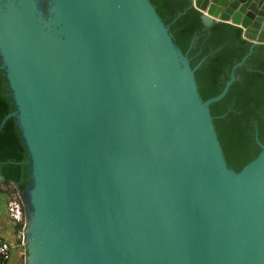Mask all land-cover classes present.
I'll return each instance as SVG.
<instances>
[{"label":"water","instance_id":"obj_1","mask_svg":"<svg viewBox=\"0 0 264 264\" xmlns=\"http://www.w3.org/2000/svg\"><path fill=\"white\" fill-rule=\"evenodd\" d=\"M191 5L251 42L205 100L202 60L190 66L149 0H0L7 117L30 157L15 241L28 264H264V144L255 134L259 153L232 169L209 107L264 43V0Z\"/></svg>","mask_w":264,"mask_h":264},{"label":"trees","instance_id":"obj_2","mask_svg":"<svg viewBox=\"0 0 264 264\" xmlns=\"http://www.w3.org/2000/svg\"><path fill=\"white\" fill-rule=\"evenodd\" d=\"M149 1L168 25L175 45L187 55L190 66L194 68L202 60L194 70L202 99L219 94L233 65L251 48V42L242 36V29L226 21L206 26L191 0ZM234 75L225 95L209 107L227 165L239 171L260 151L255 134L264 144V43L252 47L245 62L235 68ZM15 110L6 75L0 68V175L1 183L8 186L0 187V205L4 211L15 191L25 199L32 181L22 132L16 117H7ZM23 210L29 217V210L25 207Z\"/></svg>","mask_w":264,"mask_h":264},{"label":"built area","instance_id":"obj_3","mask_svg":"<svg viewBox=\"0 0 264 264\" xmlns=\"http://www.w3.org/2000/svg\"><path fill=\"white\" fill-rule=\"evenodd\" d=\"M16 194H18L17 191H15L13 196L7 201L5 205V215L8 221L21 226L20 229L22 230V227H24L23 209L20 200L15 196ZM19 230H17V239H20L21 243L24 244L22 232ZM16 246L18 245L14 243V241L8 238H0V264H9L12 259L11 249Z\"/></svg>","mask_w":264,"mask_h":264},{"label":"crops","instance_id":"obj_4","mask_svg":"<svg viewBox=\"0 0 264 264\" xmlns=\"http://www.w3.org/2000/svg\"><path fill=\"white\" fill-rule=\"evenodd\" d=\"M2 197V196H0ZM0 219H3V221L5 222V225H1L0 224V238H8L12 241H16L17 237V230H19L17 228L18 225L8 221L6 215H5V211L4 209L2 210V212L0 213ZM9 264H12V261L9 262Z\"/></svg>","mask_w":264,"mask_h":264},{"label":"flooded vegetation","instance_id":"obj_5","mask_svg":"<svg viewBox=\"0 0 264 264\" xmlns=\"http://www.w3.org/2000/svg\"><path fill=\"white\" fill-rule=\"evenodd\" d=\"M49 2L50 0H37V6L42 9L43 12H47L48 10V7H49ZM26 245V244H25ZM17 249V253H18V258H14L12 257L11 261H12V264H20V263H24V264H27L26 262V254L25 255H22L19 251H18V246L15 247Z\"/></svg>","mask_w":264,"mask_h":264},{"label":"rangeland","instance_id":"obj_6","mask_svg":"<svg viewBox=\"0 0 264 264\" xmlns=\"http://www.w3.org/2000/svg\"><path fill=\"white\" fill-rule=\"evenodd\" d=\"M0 187L3 188V189H5V188H7L8 186H6L5 184H2V183L0 182ZM9 187H10L11 190H13V191L15 190V188L13 187V185H9ZM15 196L20 200L18 194H16ZM20 202H21V200H20ZM21 204H22V202H21ZM22 209H23V204H22ZM2 210H3V207L0 205V213L2 212ZM0 224L6 226V225H5V222L3 221V219H0ZM22 230H23V227H22ZM22 230L20 229L19 231L22 232ZM17 236H18V234L16 235V237H17ZM11 255H12L13 259H14L15 257L18 258V253H17V249H16V248H12V249H11ZM26 262H27V264H28V259H27V257H26Z\"/></svg>","mask_w":264,"mask_h":264}]
</instances>
